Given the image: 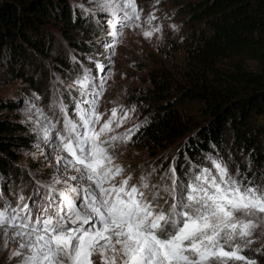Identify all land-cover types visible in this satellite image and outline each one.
<instances>
[{
    "label": "snow or ice",
    "instance_id": "6c2138e0",
    "mask_svg": "<svg viewBox=\"0 0 264 264\" xmlns=\"http://www.w3.org/2000/svg\"><path fill=\"white\" fill-rule=\"evenodd\" d=\"M91 11L107 15L112 41L105 47L113 55L123 29L141 27L142 9L135 0H93ZM153 19L150 13L143 21L150 25L142 30L145 38L161 31L151 25ZM96 67L102 70L99 63ZM104 79L94 83L85 69L67 85L74 108L69 109L64 100L53 101L51 118L33 105L45 141H53L51 146L58 152L56 174L48 183L36 180L31 196L21 192L14 202L3 201L0 248L13 246L8 260L15 259L16 264H257L244 250L254 242V231L264 225V175L249 180L238 167L233 174L228 161L209 154L210 166L189 160V169L178 175L173 158L167 169L153 166L133 183V175H125L126 169L116 162V149L140 125L122 133L116 129L136 108L117 105L110 115L100 112ZM156 176L159 179L153 182Z\"/></svg>",
    "mask_w": 264,
    "mask_h": 264
},
{
    "label": "rangeland",
    "instance_id": "374dc122",
    "mask_svg": "<svg viewBox=\"0 0 264 264\" xmlns=\"http://www.w3.org/2000/svg\"><path fill=\"white\" fill-rule=\"evenodd\" d=\"M55 2L64 0H53ZM68 9L72 13V21L80 27L90 30L85 48L78 52L75 45H71L60 35L58 28L49 27L51 43L50 59H41L36 64H26L21 67L16 64H0V100L10 101L16 105L13 113L25 124L28 135L31 137V146L17 150L18 160L12 163L7 173L0 168V207L3 201H15V194L23 193L27 198L37 188L36 180L48 183L56 174L58 152L52 148L53 141H45L40 125L36 123L37 117L33 105L39 106L51 118L52 112L49 105L53 101L64 100L69 109H73V96H70L67 87L77 76H81L85 69L90 71L93 82L99 84L104 79L105 90L99 99V111L110 115V109L114 106H122L127 109L135 106L136 111L130 113V118L118 129L124 132L133 124H139L131 139L125 144L117 146L118 158L116 162L125 169V175H133V183L142 171H148L151 167L167 169L173 164L178 168V175H183L190 167L187 158L180 157L183 151L185 139H171L160 145H152L144 138V130L149 124L151 116L147 114L150 109L148 94L154 89L156 74L163 73L159 80H171L177 87L185 85L192 74L190 60L188 58V43L185 39L190 33H199L202 25L193 22L192 11L198 0H135L141 11V27H125L122 35L118 37L114 52L111 54L105 47L111 43L112 37L107 25V15L94 13L93 0H65ZM154 14L155 19L151 25L160 26L161 31L153 32L151 37L145 38L143 29L150 25L144 24L149 14ZM53 22H55L53 20ZM99 22V23H98ZM102 28L104 29L102 31ZM189 38V44H194ZM75 41L76 38H75ZM88 52L85 53V50ZM89 54V55H87ZM55 58L65 61L67 69H59L60 62L54 65ZM75 58V59H73ZM97 63L102 70L96 67ZM239 63V62H238ZM242 68L252 72L261 73L264 66L255 62L239 63ZM217 69L222 72L232 69L233 64L222 62L217 64ZM158 78V77H157ZM57 90H59L57 92ZM77 95L76 89L72 90ZM36 95H33V94ZM63 93V95H60ZM173 92L168 96L171 99ZM37 96L40 97L37 100ZM91 98V97H89ZM173 100V99H172ZM182 109L174 108L186 123H201L206 121L204 106L199 102H182ZM11 112V111H10ZM4 110L3 114H9ZM55 114L59 117L58 108ZM257 126L264 130V116L255 117ZM253 125V124H252ZM60 127V125H57ZM225 150L214 151L206 155H200L195 163L207 166V155L217 154L228 161L230 170L235 174L237 167L243 175H250L255 171L253 162L238 150L234 143V131L227 129L223 133ZM260 144L264 149V138H260ZM168 163V164H165ZM179 165V166H178ZM249 180L260 176H247ZM159 179L154 178L153 182ZM253 243L244 250L257 261L264 264V225L254 231ZM0 248V264H16L15 259L9 261L8 256L12 250ZM259 249V251H257Z\"/></svg>",
    "mask_w": 264,
    "mask_h": 264
},
{
    "label": "trees",
    "instance_id": "16d2710c",
    "mask_svg": "<svg viewBox=\"0 0 264 264\" xmlns=\"http://www.w3.org/2000/svg\"><path fill=\"white\" fill-rule=\"evenodd\" d=\"M67 7L65 0H0V64L25 67L50 59L49 27L58 28L75 50H83L90 30L72 21ZM192 15L193 22L202 25L199 33H190L194 44H189V35L185 39L192 74L178 87L171 80H159L163 73L152 78L155 85L148 94L147 111L151 119L144 138L154 146L185 139L180 157L195 163L200 155L224 151L223 133L231 129L236 148L254 164L255 171L247 176L261 177L264 130L254 118L264 116V71H248L239 63L264 66V0H198ZM58 62L59 69H67L62 66L65 61ZM222 62L232 63V69H217ZM171 92L175 95L169 99ZM182 102L202 103L206 121L186 123L174 109L181 110ZM15 108L12 102L0 100V168L4 173L18 160L17 150L31 146L25 124L13 113ZM4 110L11 112L3 114Z\"/></svg>",
    "mask_w": 264,
    "mask_h": 264
}]
</instances>
